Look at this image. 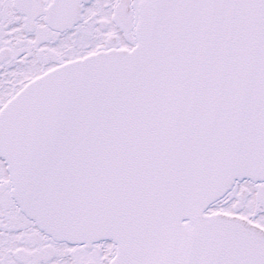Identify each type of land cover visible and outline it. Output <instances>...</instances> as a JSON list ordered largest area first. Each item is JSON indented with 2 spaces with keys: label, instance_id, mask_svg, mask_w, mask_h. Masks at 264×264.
Instances as JSON below:
<instances>
[{
  "label": "snow or ice",
  "instance_id": "6c2138e0",
  "mask_svg": "<svg viewBox=\"0 0 264 264\" xmlns=\"http://www.w3.org/2000/svg\"><path fill=\"white\" fill-rule=\"evenodd\" d=\"M0 264H264V0H0Z\"/></svg>",
  "mask_w": 264,
  "mask_h": 264
}]
</instances>
